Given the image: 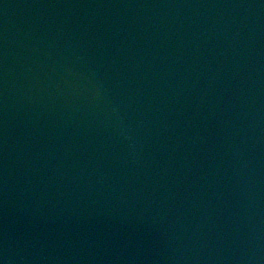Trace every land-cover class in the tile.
Listing matches in <instances>:
<instances>
[{
	"label": "water",
	"instance_id": "95a60500",
	"mask_svg": "<svg viewBox=\"0 0 264 264\" xmlns=\"http://www.w3.org/2000/svg\"><path fill=\"white\" fill-rule=\"evenodd\" d=\"M0 264H264V0H0Z\"/></svg>",
	"mask_w": 264,
	"mask_h": 264
}]
</instances>
